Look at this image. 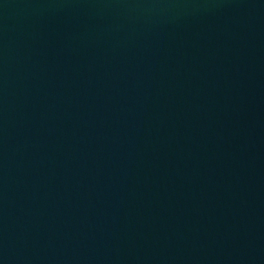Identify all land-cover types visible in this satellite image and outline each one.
Wrapping results in <instances>:
<instances>
[{"label": "water", "instance_id": "95a60500", "mask_svg": "<svg viewBox=\"0 0 264 264\" xmlns=\"http://www.w3.org/2000/svg\"><path fill=\"white\" fill-rule=\"evenodd\" d=\"M0 264H264V0H0Z\"/></svg>", "mask_w": 264, "mask_h": 264}]
</instances>
